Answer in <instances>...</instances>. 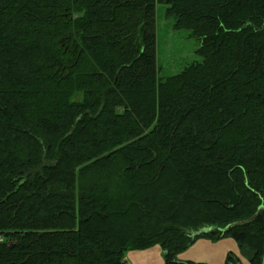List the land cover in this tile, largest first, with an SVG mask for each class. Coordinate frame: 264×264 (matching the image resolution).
I'll use <instances>...</instances> for the list:
<instances>
[{
	"label": "trees",
	"instance_id": "1",
	"mask_svg": "<svg viewBox=\"0 0 264 264\" xmlns=\"http://www.w3.org/2000/svg\"><path fill=\"white\" fill-rule=\"evenodd\" d=\"M158 4L203 57L168 77ZM261 207L264 0H0V264H264Z\"/></svg>",
	"mask_w": 264,
	"mask_h": 264
},
{
	"label": "rangeland",
	"instance_id": "2",
	"mask_svg": "<svg viewBox=\"0 0 264 264\" xmlns=\"http://www.w3.org/2000/svg\"><path fill=\"white\" fill-rule=\"evenodd\" d=\"M167 6H157V60L160 76L179 73L193 62L203 61L197 52L200 43L186 29H175L174 19L166 14ZM164 250L154 245L144 250H133L127 254L130 264H166ZM180 262L188 264H251L239 242L231 236L217 239L199 237L177 254Z\"/></svg>",
	"mask_w": 264,
	"mask_h": 264
},
{
	"label": "water",
	"instance_id": "3",
	"mask_svg": "<svg viewBox=\"0 0 264 264\" xmlns=\"http://www.w3.org/2000/svg\"><path fill=\"white\" fill-rule=\"evenodd\" d=\"M264 210V207H261L259 210H258V212L254 215V216H252L250 219H248V220H245V221H242V222H239L238 224H246V223H249V222H251V221H253L262 211ZM236 224V223H235ZM235 224H232V225H235ZM231 225V226H232ZM230 226V227H231ZM229 228V227H228Z\"/></svg>",
	"mask_w": 264,
	"mask_h": 264
},
{
	"label": "crops",
	"instance_id": "4",
	"mask_svg": "<svg viewBox=\"0 0 264 264\" xmlns=\"http://www.w3.org/2000/svg\"><path fill=\"white\" fill-rule=\"evenodd\" d=\"M129 262V261H128ZM130 264V263H129Z\"/></svg>",
	"mask_w": 264,
	"mask_h": 264
}]
</instances>
